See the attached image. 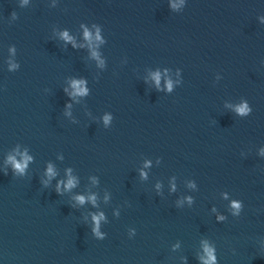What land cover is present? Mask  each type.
Instances as JSON below:
<instances>
[{"label": "water", "instance_id": "obj_1", "mask_svg": "<svg viewBox=\"0 0 264 264\" xmlns=\"http://www.w3.org/2000/svg\"><path fill=\"white\" fill-rule=\"evenodd\" d=\"M0 264H264V0H0Z\"/></svg>", "mask_w": 264, "mask_h": 264}, {"label": "clouds", "instance_id": "obj_2", "mask_svg": "<svg viewBox=\"0 0 264 264\" xmlns=\"http://www.w3.org/2000/svg\"><path fill=\"white\" fill-rule=\"evenodd\" d=\"M65 35V38L67 39L68 37H67V34L65 33L64 34ZM88 34H87V32H86V36H87ZM97 39H99V37H97ZM94 55H95V53H94ZM74 86H76L75 84H74ZM78 91L81 93V94H83V92L85 91L84 89H80V88H78ZM238 111H240L241 113H243V112H245L246 111V108H244V107H241L240 109H238ZM107 119V118H106ZM12 158L10 157V160H11ZM30 159V158H29ZM13 163H14V166L16 167V169L17 170H19V171H23V168L26 166V161H25V163L24 164H20V163H17V162H15L14 160H13ZM48 171H49V175H53L54 173L52 172V169H51V167H49V169H48ZM73 184H74V181L73 180H69L68 181V185H67V187H72L73 186ZM78 199H79V201L81 202V203H83L84 202V198L83 197H78ZM93 200H94V198H92ZM237 207H238V205H237ZM94 219L97 221V223H98V221H99V218L98 217H94ZM209 259L210 260H214V257H212V255H211V252L209 251Z\"/></svg>", "mask_w": 264, "mask_h": 264}]
</instances>
